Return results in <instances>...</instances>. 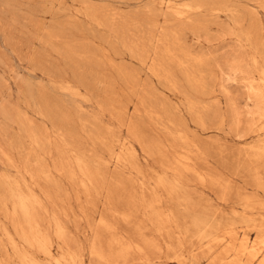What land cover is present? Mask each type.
<instances>
[{"label":"rangeland","instance_id":"374dc122","mask_svg":"<svg viewBox=\"0 0 264 264\" xmlns=\"http://www.w3.org/2000/svg\"><path fill=\"white\" fill-rule=\"evenodd\" d=\"M263 78L264 0H0V264H55L29 243L33 211L54 257L99 264L94 215L109 197L142 211L143 190L250 246ZM224 245L151 264H210Z\"/></svg>","mask_w":264,"mask_h":264},{"label":"bare ground","instance_id":"6f19581e","mask_svg":"<svg viewBox=\"0 0 264 264\" xmlns=\"http://www.w3.org/2000/svg\"><path fill=\"white\" fill-rule=\"evenodd\" d=\"M117 159L120 161V157H117ZM253 173L255 177L259 176L255 169ZM155 186L156 189L160 188L170 197L174 194V188L163 179H156ZM119 196L121 197V195ZM141 202L142 211L136 209L122 210L113 207L112 198H108V202H106L103 209L97 213V216L94 215V218H96L94 222L95 229L92 242L87 249V254L91 259H95L99 264H128L132 253L137 255V259L142 264H151L155 260H166L169 257L177 262H182L181 255L184 252H188L194 245L205 240L208 248L225 244L210 261V264H264V235L260 233L261 228H258L256 240L248 246L247 237L237 243V238L232 230H216L209 224L195 225L186 215L177 213L174 210H165L156 192L147 193L143 190ZM29 217V229L32 232L29 237L31 246L36 245L41 248L43 254L55 264H63L59 258L53 256L47 246L48 242L36 232L38 224L35 211ZM54 226L58 238L65 236L64 234L61 235L60 230L62 227L57 219L54 220ZM129 229L132 232H129ZM213 232L216 236H212ZM82 251H84V247H82ZM162 253H165V258L160 256ZM83 257L84 253L81 254L79 264H84ZM71 258V262L75 263L74 257ZM21 262L22 264H39L32 259L26 261L23 256Z\"/></svg>","mask_w":264,"mask_h":264}]
</instances>
